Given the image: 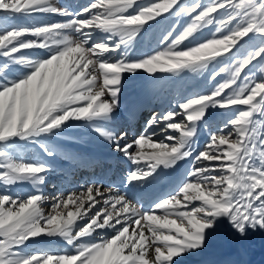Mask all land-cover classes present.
Segmentation results:
<instances>
[{"label": "snow or ice", "instance_id": "obj_1", "mask_svg": "<svg viewBox=\"0 0 264 264\" xmlns=\"http://www.w3.org/2000/svg\"><path fill=\"white\" fill-rule=\"evenodd\" d=\"M165 15L188 22L138 52V39ZM213 65L211 87L153 111L138 137L102 126L119 106L125 73L155 79ZM211 109L224 119L214 130L205 123L197 149ZM69 121H84L135 166L129 185L146 184L161 166L190 159L191 167L147 207L98 184L45 196L49 165L19 155L18 142L53 157L42 138ZM19 184L32 190L11 191ZM221 219L241 235L264 230V0H86L75 9L0 0V264H175ZM45 237L68 250L37 247Z\"/></svg>", "mask_w": 264, "mask_h": 264}, {"label": "rangeland", "instance_id": "obj_2", "mask_svg": "<svg viewBox=\"0 0 264 264\" xmlns=\"http://www.w3.org/2000/svg\"><path fill=\"white\" fill-rule=\"evenodd\" d=\"M193 0H182V3H192ZM206 2V0H205ZM188 22V17H175V16H167L163 19H158V22H152V26L150 29L145 31L143 35L138 39L136 44V49L139 51L142 48H147L149 44L157 45L158 39L163 35L165 29H167L172 24H177V31H179L182 26H184ZM214 28L210 27L204 29L201 33L196 34V39L198 40L202 35H208ZM195 42V41H193ZM185 43H188L187 41ZM212 67H216L215 65L211 66L208 70L203 73H193V72H182L178 75L171 74V73H157L155 79L147 76V74L140 71L136 75H129L127 73L124 74L123 81H122V89L120 92V99L121 97L127 96L124 98L126 102L124 106H127L131 103L130 98L133 97L135 94L139 93V89L141 86L151 87L153 91L160 92L166 94L169 92V96L167 97L170 100H175L174 94L179 92L180 96L185 97L192 95L196 92H203L206 91L209 87H211V82L208 80V76L212 70ZM221 78H226L222 74ZM219 79V78H218ZM128 85V86H127ZM126 88V90H124ZM129 89V90H128ZM128 90V91H127ZM154 106L148 108L146 112L142 115V122L139 124L136 133H132L129 135V129L126 128V125L123 124L122 130L128 134V137H138L141 132L145 131V124L147 119L150 118L153 111H155ZM224 110L219 109H211L209 110V115L207 117L206 122L201 123L198 126V132L195 137L194 147L197 149L202 148L203 145L206 143L208 138V129L205 127V123L211 122L213 126V130L215 129V125L221 122L224 119ZM120 115L117 110L114 113L113 119L109 122H105L102 126H111V123L114 120H117V116ZM124 119V118H123ZM124 128V129H123ZM120 131V132H121ZM120 132L116 133L119 134ZM95 133L91 127H89L84 121H69L68 126L63 128L62 131L58 132L55 137L49 138H42L43 142L48 144L53 150L55 151V155L53 157H48L43 151L37 146L32 144H26L24 142H18V154L23 156L26 159H31L33 157H37L40 159L45 160L49 165V171L46 174V181L43 185L40 186L41 190L43 191L45 196L53 197L56 196L61 189L68 188L69 186L75 185L83 186V185H90L89 182L91 181L90 176L99 175V173L103 174L104 172L108 171L111 172L115 168L120 169L114 172L119 173L121 171L127 170L128 168H122L124 165L123 162H119L118 165L112 163H107L106 167L102 166L101 164L93 165V169H90V172L87 171L89 168L83 169V165L86 164L88 158L93 157L94 159H98L97 155L98 152L95 150V146L98 143L95 140ZM133 135V136H132ZM104 140L103 137H101ZM130 139V138H129ZM105 148L109 149V147ZM111 152L113 151L112 145H109ZM100 151H104V149ZM195 154V153H194ZM102 155V154H101ZM83 158V159H82ZM190 159H186L188 161ZM80 162H83L82 165ZM96 166V167H95ZM104 167V168H103ZM191 167V166H190ZM186 168L183 170L181 174L178 175L176 179L175 176L170 180L169 184L159 192V194L152 198L143 197L141 193H139L143 188L144 185H141L140 188H136V190L131 191L130 189L133 187L129 185L127 180H122L121 178L115 177L116 179L112 180L114 183L116 181V189H118L117 194L119 195H127L130 198L138 199L144 207H147L151 201L157 197L164 196L166 193L171 191L179 181L184 177L186 171L190 168ZM122 168V170H121ZM83 170H86V173H83ZM130 170V169H129ZM129 170L127 173H129ZM132 170V169H131ZM103 171V172H102ZM64 175V176H63ZM126 181V182H125ZM124 182V183H123ZM131 186V188H129ZM103 188H111L112 186H106ZM128 188V189H127ZM121 189H127L124 192ZM140 189V191H139ZM31 185L29 184H19L14 186L11 191L13 192H28L31 191ZM130 190V191H129ZM47 191V193H46ZM113 191V189H112ZM126 191H129L128 193ZM136 191H139L136 193ZM79 192V191H78ZM146 198V199H145ZM48 204L45 205V208H48ZM227 220L221 219L215 226L213 230H209L206 240L210 238H221L224 240V244L226 243L227 246H231V240L227 241L224 237V234L229 231V227L226 225ZM226 225V226H225ZM229 225V224H228ZM234 229V228H233ZM235 230V229H234ZM37 247H47L52 248L54 250H68V246L59 238H44L40 240L37 244ZM210 245L207 243L201 248L191 250L182 255V257L175 258V264H186L189 262L190 258L197 257L200 253L208 254L210 253ZM254 256L257 257L258 254L254 253ZM196 261H190L188 264H194Z\"/></svg>", "mask_w": 264, "mask_h": 264}, {"label": "bare ground", "instance_id": "obj_3", "mask_svg": "<svg viewBox=\"0 0 264 264\" xmlns=\"http://www.w3.org/2000/svg\"><path fill=\"white\" fill-rule=\"evenodd\" d=\"M54 2L59 7H67L69 9H75L77 8L78 5L86 3V0H54ZM39 19H43L47 21V20H60L63 18L57 16H42L39 17ZM99 35L102 34L97 33V36ZM154 47H157L156 44L153 45L149 44L147 48H142L139 51H150ZM124 90H126V88H124ZM168 96H169V92L163 94L158 91L157 92L153 91L151 87L141 86L139 89V93L135 94L133 97L130 98L131 103L129 105L124 106V103L126 102L124 98H126L127 96H124V98L121 97V99L119 100V106L117 108V112L120 115L117 116V120H114V122L111 123V126L109 127L104 126V127L107 130L118 133L122 130L124 124L126 125V128L130 126L129 135H131L132 133H136L139 124L143 121L141 117L143 113L148 110V108L157 104V107H155V112L160 113L167 109L174 108L175 102L183 98L182 96H180L179 92H176L174 94L175 100L173 101L168 99L167 98ZM129 138L131 139L132 137L129 136ZM95 140L98 142L95 146L96 148L95 150L98 152V154L100 153L99 155H97L98 159L97 158L94 159L93 157H87L88 160L86 164H84L82 167L83 169L89 168V170L87 171L90 172V169L95 164H101L102 166L106 167L107 163L110 164L114 163L115 165L116 164L118 165L119 162H123L124 165H122L123 166L122 168L127 167L128 168L127 170L116 173L114 171L116 170L118 171L120 169L115 168L111 172L106 171L103 174L99 173V175L97 174L95 176L89 177L91 178V181L89 182L90 185L98 184L101 185L102 187L112 186L113 189L112 194L117 195V191H118V189H116L117 183L116 181L114 183L112 180L116 179L115 177L121 178L122 180L123 179L126 180L128 170L133 169L135 166L132 165L131 162L128 161L127 158L124 157L121 153H118L114 150L111 152L109 150L111 149L109 146L110 144L105 139L102 140V138L98 134H95ZM105 144H107L106 147H109V149L105 148L104 146ZM103 148H105L104 151H100ZM145 150L150 151V149H145ZM80 163L82 165L83 162ZM190 166H191V160L180 161L176 166H174L171 169H165L161 166L157 170V172L153 175V177L149 178L146 184H141L144 185L145 187L141 188L142 189L141 191L139 189L140 192L136 191V193L138 192L141 193L143 197H148V198H152L153 196L156 197L159 194V192L162 190V188L166 189L165 187L169 184L170 180L174 176L177 179L178 175L181 174L184 169ZM83 173L85 174L86 170H83ZM140 186H133L132 188L130 186L129 188H131L130 190L133 191L136 190V188H140ZM82 187L81 186L75 187V185H72L69 186L67 189L66 188L61 189L62 191H59V193L60 192L66 194L70 192L78 193V191L82 190ZM127 189H123V190L121 189V191L124 192ZM129 191L126 192L128 193ZM228 224L226 225L229 227V231L224 234V237L227 239V241L231 240L230 241L231 244H229L231 246H227L226 243L224 244V240L221 238L215 237V238H211V240L209 238L207 239V241H205L204 245L209 243L211 252L208 254L200 253L197 257L190 258L189 262L193 260L196 261L194 264H264V230L259 228L255 230L249 229L244 235H241L240 233L235 231L230 224L229 225ZM254 253H257L258 256L255 257Z\"/></svg>", "mask_w": 264, "mask_h": 264}]
</instances>
